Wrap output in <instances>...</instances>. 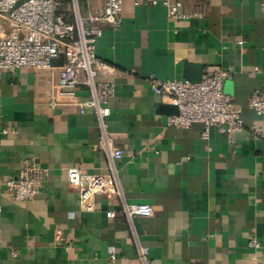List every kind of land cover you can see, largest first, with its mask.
I'll return each mask as SVG.
<instances>
[{
    "label": "crops",
    "instance_id": "0c3cea01",
    "mask_svg": "<svg viewBox=\"0 0 264 264\" xmlns=\"http://www.w3.org/2000/svg\"><path fill=\"white\" fill-rule=\"evenodd\" d=\"M102 2L80 0L82 12ZM193 7L189 2L185 9L193 13ZM95 52L115 68L106 128L122 149L116 165L124 199L148 203L152 213L128 219L122 198L104 195L95 197V210H82L66 169L108 172L95 113L43 104L58 67L5 70L0 264H132L140 245L154 264H264V136L255 133H264V117L248 105L251 93L264 87L260 0H208L204 15L181 20L169 18L163 3L123 0L120 24L104 26ZM219 69L230 70L224 90L241 109L243 127L233 141L223 125L207 138L201 123L165 126L173 104L153 91L151 75L197 82ZM25 159L49 174L32 199L17 201L5 181ZM252 236L257 249L248 244Z\"/></svg>",
    "mask_w": 264,
    "mask_h": 264
},
{
    "label": "built area",
    "instance_id": "2783aa9c",
    "mask_svg": "<svg viewBox=\"0 0 264 264\" xmlns=\"http://www.w3.org/2000/svg\"><path fill=\"white\" fill-rule=\"evenodd\" d=\"M102 1L100 6L87 9L84 14L80 0H0V83L5 70L59 68L57 80L45 91L43 104L49 109L62 108L79 113L93 111L101 128L97 147L108 156L107 173H90L76 166L66 169L69 183L78 192L79 206L82 210L93 211L97 195L118 197L123 201L122 212L131 219L136 215H149L153 208L148 203L126 201L118 182L116 163L122 156V149L114 145L106 128V117L110 114L109 100L115 94L112 78L115 68L96 55L95 44L105 25L114 27L120 24L123 0ZM133 1L135 5L163 3L168 17L177 20L204 15L208 2ZM189 2L194 5L193 13L185 9ZM260 9L264 17V0H260ZM55 60H61L59 66L55 65ZM230 74L229 69H219L197 82L160 80L151 75L153 91L178 109L176 114L167 116L165 126L188 128L193 123H201L204 138L218 125H223L230 137L240 130L243 127L241 109L224 90V83ZM80 90H86V96H82ZM248 105L264 117V87L251 93ZM255 133L264 136L262 132ZM48 174L47 167L25 159L20 172L7 179L5 186L15 200L28 201L39 192ZM115 214L112 209L106 211L109 218ZM248 244L254 249L260 247V242L253 236ZM111 259H115L113 251ZM132 264H154L147 246L140 245L136 261Z\"/></svg>",
    "mask_w": 264,
    "mask_h": 264
},
{
    "label": "water",
    "instance_id": "95a60500",
    "mask_svg": "<svg viewBox=\"0 0 264 264\" xmlns=\"http://www.w3.org/2000/svg\"><path fill=\"white\" fill-rule=\"evenodd\" d=\"M224 88H225V87H224ZM170 107H171V111H170V112H171L172 114H176L177 111H178L177 107H176L175 105H171Z\"/></svg>",
    "mask_w": 264,
    "mask_h": 264
},
{
    "label": "rangeland",
    "instance_id": "374dc122",
    "mask_svg": "<svg viewBox=\"0 0 264 264\" xmlns=\"http://www.w3.org/2000/svg\"><path fill=\"white\" fill-rule=\"evenodd\" d=\"M65 2H66V0H65Z\"/></svg>",
    "mask_w": 264,
    "mask_h": 264
}]
</instances>
